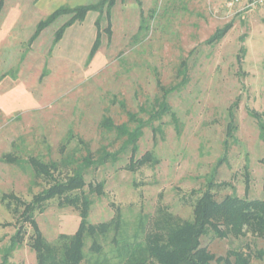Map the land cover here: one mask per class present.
I'll list each match as a JSON object with an SVG mask.
<instances>
[{"label":"rangeland","instance_id":"rangeland-1","mask_svg":"<svg viewBox=\"0 0 264 264\" xmlns=\"http://www.w3.org/2000/svg\"><path fill=\"white\" fill-rule=\"evenodd\" d=\"M97 1L0 0V264H37L29 225L19 245L12 243L21 221L6 206L8 196L30 202L72 177L87 150L94 161L82 172L92 202L88 223L119 215L120 224L117 233L98 238L99 254L85 240L83 264H121L123 248L144 244L159 210L192 219L210 178L218 201L226 195L264 200V8H245L247 0L231 6L232 0H116L111 35L103 14L94 51L96 12L59 39L67 14L35 36L55 11ZM230 23L218 42L206 43ZM162 97L176 122L167 113L143 127L134 156L150 153L154 162L131 171V148L119 151L123 139L101 122L107 117L132 127L126 111L145 121ZM105 153L115 160L101 161ZM5 155L17 162H5ZM30 157L57 163V170L36 176ZM100 183V195L90 192ZM34 219L52 245L73 236L81 221L57 198ZM200 245L215 257L243 250L252 264H264L257 257L264 240L250 234L221 239L209 231Z\"/></svg>","mask_w":264,"mask_h":264},{"label":"trees","instance_id":"trees-1","mask_svg":"<svg viewBox=\"0 0 264 264\" xmlns=\"http://www.w3.org/2000/svg\"><path fill=\"white\" fill-rule=\"evenodd\" d=\"M116 0H98L94 4L78 6L73 9L61 8L55 11L51 17L39 24L35 36L51 21L60 15H69L67 22L56 33V39L61 37L64 29L76 21H82L90 11L98 13L95 21L97 35L93 46V51L100 45L101 29L100 19L105 14L107 27L104 32L108 37L111 35L110 16ZM232 27V23L224 28L218 29L214 37L206 43L218 42L226 32ZM157 109L149 110L147 120L137 118L135 114L126 111L129 124L115 125L110 118L105 117L101 126L107 131H116L117 138H122V145L119 151L123 152L131 148L129 164L126 166L131 171L136 170L146 164H152L153 158L150 153H145L139 159L135 158L137 151V141L142 135V129L146 125L152 126L154 120H159L162 115L169 113L176 122L174 114L170 113V108L162 97L157 100ZM142 111H146L142 109ZM261 137L264 138L262 127ZM82 158V165L76 168L74 175L66 181L55 183L33 196L30 202H23L13 195H9L6 206L17 215L20 223L17 224L12 243L18 244L25 235V226L29 225L33 234L31 235L30 248L36 254L37 264H83L86 260L84 254L85 240H92L90 250L99 254L102 250L98 238H105L112 229L117 233L120 224V216L112 219L108 223L91 225L88 223V212L92 204L88 196L83 192L85 181L83 179V169L94 163L91 161L90 153ZM116 155L105 153L100 159L106 158L115 160ZM5 162L14 163L17 160L11 155L3 156ZM36 176L42 174L51 177L50 170H57V163L45 164L39 159L30 157L28 160ZM64 163V162H63ZM71 162H66L68 164ZM215 185L213 179L207 180L205 190L193 205L192 219L180 220L166 211L159 210V215L152 222V231L148 233L144 244L134 243L131 248H123V259L121 264H252L251 254L243 250H230L224 257H215L206 248L201 247L200 238L212 231L218 238L233 236L235 238L244 237L247 234L264 240V200H248L235 195H226L220 201L215 198L213 189ZM90 192L102 193V184L90 188ZM57 198L61 207H72L78 211L81 221L76 233L66 237L61 235L58 244L47 243L34 219V212H42L44 205ZM12 200L15 207L12 208ZM4 201V200H3ZM263 251H258L257 257L262 258ZM94 264H102L98 260Z\"/></svg>","mask_w":264,"mask_h":264},{"label":"built area","instance_id":"built-area-1","mask_svg":"<svg viewBox=\"0 0 264 264\" xmlns=\"http://www.w3.org/2000/svg\"><path fill=\"white\" fill-rule=\"evenodd\" d=\"M241 1L242 0H232L229 3V6H231L233 3H239ZM255 7L264 8V0H247V4H246L245 8L253 9Z\"/></svg>","mask_w":264,"mask_h":264}]
</instances>
